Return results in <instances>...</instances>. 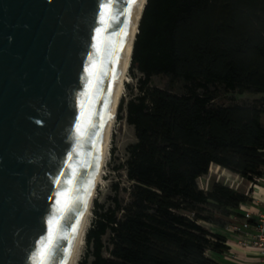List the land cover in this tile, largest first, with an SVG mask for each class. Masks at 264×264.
<instances>
[{"label":"trees","instance_id":"trees-1","mask_svg":"<svg viewBox=\"0 0 264 264\" xmlns=\"http://www.w3.org/2000/svg\"><path fill=\"white\" fill-rule=\"evenodd\" d=\"M133 70L137 93L122 95L116 112L135 136L127 200L118 183L107 205L93 199L78 264H216L207 251L225 250L224 236L201 222L223 228L250 197L197 179L212 163L248 183L264 174V0H145ZM154 75L183 91L151 85ZM221 89L232 93L227 105L213 102ZM245 92L255 98L234 102Z\"/></svg>","mask_w":264,"mask_h":264},{"label":"water","instance_id":"water-1","mask_svg":"<svg viewBox=\"0 0 264 264\" xmlns=\"http://www.w3.org/2000/svg\"><path fill=\"white\" fill-rule=\"evenodd\" d=\"M136 8L0 0V264H62L69 252Z\"/></svg>","mask_w":264,"mask_h":264},{"label":"rangeland","instance_id":"rangeland-1","mask_svg":"<svg viewBox=\"0 0 264 264\" xmlns=\"http://www.w3.org/2000/svg\"><path fill=\"white\" fill-rule=\"evenodd\" d=\"M133 73L134 74L129 73L128 71L129 79L125 83V88L123 92L125 101L131 95L137 93L136 77L139 75V73L136 70H133ZM150 84L158 87H168L176 92L183 91V86L179 82L176 81L173 83H169L168 78L165 75L152 76ZM230 95H232V93L230 92L227 93V91L221 89L219 95L213 100V102L216 105H227L228 103L231 102V100L229 99ZM234 97L236 98L234 102L250 103L253 100V98H255V95L245 92L241 94H234ZM121 114H122V118L119 120L116 119L114 132L111 138L110 151L106 166L104 167L103 170L104 180L102 181L101 184L98 185L94 197L97 199L98 202L104 203L105 205L109 203L110 201L109 197L112 196L114 193L112 188L114 183L119 184L118 197L121 199V201L124 202L127 200V191L124 189L129 186V181L126 179L124 161L127 156L126 146L127 144L135 140V136L132 125L127 124L124 119L125 111L123 110ZM262 121H264V116H262ZM211 171L214 173H212ZM216 180L222 181L223 183L229 185L230 187L236 188L240 191H247L248 188V182L242 179L239 175L232 173L227 169L221 167L219 168L215 165H210L208 168V172L197 179V185L199 188L208 189L211 183ZM93 215H94V211L92 204L90 220L87 228L90 225V221ZM201 223L208 229L212 230L211 224L205 222H201ZM84 253H85V244L83 246L82 254L80 255L79 260L83 257ZM211 253H212L211 251H207V254L209 256L211 255ZM88 259H90V257Z\"/></svg>","mask_w":264,"mask_h":264},{"label":"bare ground","instance_id":"bare-ground-1","mask_svg":"<svg viewBox=\"0 0 264 264\" xmlns=\"http://www.w3.org/2000/svg\"><path fill=\"white\" fill-rule=\"evenodd\" d=\"M144 3L145 0H138L137 8H136V20L134 21L133 25L128 31L123 43L122 51L120 54V61H119L120 63L119 75L114 86L110 105L104 117V127H105L104 136L102 139V143L98 149V154L94 165L93 173L91 176V182L88 189V193L81 207V211L77 219V223L75 226L76 230L74 231L72 236L71 247L67 255L64 257L62 264H78V260L80 258V255L82 254L83 246L85 244V240H84L85 232L89 224L91 210H92L93 198L95 197V192L98 185L101 184L102 181L104 180L103 170L107 163V159L110 151V145H111V138L116 124L117 106L121 96L123 95L125 83L129 79L128 71H129V62L131 58V50H132L135 33L137 32L138 21ZM211 165H215L220 168L219 165L213 163Z\"/></svg>","mask_w":264,"mask_h":264},{"label":"built area","instance_id":"built-area-1","mask_svg":"<svg viewBox=\"0 0 264 264\" xmlns=\"http://www.w3.org/2000/svg\"><path fill=\"white\" fill-rule=\"evenodd\" d=\"M248 188L250 200L237 207L240 218H230L225 228L231 233H242L236 244L253 251L260 264H264V198L253 195L255 192L264 195V174L249 183Z\"/></svg>","mask_w":264,"mask_h":264},{"label":"crops","instance_id":"crops-1","mask_svg":"<svg viewBox=\"0 0 264 264\" xmlns=\"http://www.w3.org/2000/svg\"><path fill=\"white\" fill-rule=\"evenodd\" d=\"M249 187V183H248ZM249 192L250 189L247 188ZM253 195L264 198V195L260 193H254ZM252 195V196H253ZM240 218V212L235 209L227 220L230 218ZM212 231L218 232L224 236V244L227 247L221 252H212L210 257L215 261L216 264H260L258 256L248 248L238 246L236 244L237 239L242 236V233H231L225 226L223 228L212 225Z\"/></svg>","mask_w":264,"mask_h":264},{"label":"snow or ice","instance_id":"snow-or-ice-1","mask_svg":"<svg viewBox=\"0 0 264 264\" xmlns=\"http://www.w3.org/2000/svg\"><path fill=\"white\" fill-rule=\"evenodd\" d=\"M131 3L134 4V3H137V0H131ZM105 8H107V5H105ZM130 14V13H129ZM101 30L100 29H97V33L99 34ZM124 35L126 36L127 33L125 32ZM69 183H71V181H69ZM61 195H65L64 193H61ZM65 203H67V201H65ZM76 229H73V231H75ZM52 240H53V236L50 235L47 239V243L44 244L42 246V248L40 249L38 255L41 259V262H43V259L50 254V251H51V246H52Z\"/></svg>","mask_w":264,"mask_h":264}]
</instances>
